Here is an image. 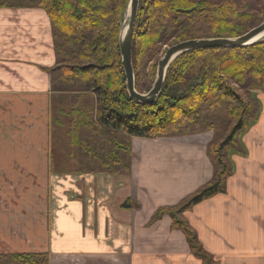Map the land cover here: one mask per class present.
I'll list each match as a JSON object with an SVG mask.
<instances>
[{
	"label": "crops",
	"instance_id": "crops-1",
	"mask_svg": "<svg viewBox=\"0 0 264 264\" xmlns=\"http://www.w3.org/2000/svg\"><path fill=\"white\" fill-rule=\"evenodd\" d=\"M54 61L44 10L0 9V253L201 264L167 215L146 223L210 179L205 145L135 138L130 174L49 171ZM241 142L226 192L183 214L216 264H264V111ZM127 198L139 207L120 208Z\"/></svg>",
	"mask_w": 264,
	"mask_h": 264
},
{
	"label": "trees",
	"instance_id": "trees-1",
	"mask_svg": "<svg viewBox=\"0 0 264 264\" xmlns=\"http://www.w3.org/2000/svg\"><path fill=\"white\" fill-rule=\"evenodd\" d=\"M127 1L0 0V9L40 8L48 17L55 59L48 70L50 91L60 94L61 107L66 100L70 105L64 134L69 172L127 175L133 139L214 131L205 150L210 179L177 204L156 208L146 225L167 215L169 229L182 233L191 256L201 264H216L183 214L225 193L233 173L230 156L245 153L240 136L261 111L254 91H264V41L186 52L168 67L157 99L137 103L127 94L118 48ZM263 19L264 0H139L131 49L135 89L150 88L156 62L170 40L172 45L235 37ZM119 207L137 209L139 204L127 198ZM0 264H50V259L47 253H0Z\"/></svg>",
	"mask_w": 264,
	"mask_h": 264
},
{
	"label": "water",
	"instance_id": "water-1",
	"mask_svg": "<svg viewBox=\"0 0 264 264\" xmlns=\"http://www.w3.org/2000/svg\"><path fill=\"white\" fill-rule=\"evenodd\" d=\"M139 0H128L118 33L120 63L125 76L128 96L137 103L150 104L160 94L165 75L170 64L180 55L209 48H244L264 41V20L247 32L235 37L192 38L168 46L156 63L155 76L150 88L138 92L134 88V75L131 63V48L134 23L137 16Z\"/></svg>",
	"mask_w": 264,
	"mask_h": 264
},
{
	"label": "rangeland",
	"instance_id": "rangeland-1",
	"mask_svg": "<svg viewBox=\"0 0 264 264\" xmlns=\"http://www.w3.org/2000/svg\"><path fill=\"white\" fill-rule=\"evenodd\" d=\"M264 20V19H263ZM262 20V21H263ZM261 21V22H262ZM173 43V40H170L166 45L163 47V51ZM255 97L258 99L261 105V111L259 113V116L256 120V122L251 126L253 127L259 120L261 114L264 111V91L261 90H255ZM236 93L240 96L246 98L245 91L241 89L236 88ZM64 96V95H63ZM56 97L57 105L55 106V103L53 105L54 108V117L53 122L51 123V134H50V147H49V171L54 173H61L64 170H67L70 168V165L66 160V150L64 149L65 145V131L67 129V122H66V112L67 109L70 107L68 105V100H66L64 103H62V107L60 105L61 98ZM63 109V111L60 112V109ZM56 116V117H55ZM56 118V120H55ZM82 119L85 120L84 116L82 115ZM250 127V128H251ZM214 131L212 129H205L200 133L192 134L196 135L197 138H199V142L201 144H198L197 146L202 148V145H205V150L207 144L211 141L213 138ZM246 134V132L240 136L239 142L242 144V138ZM179 136H188V135H179ZM178 136H164V137H157L155 139H164L166 142L169 138H175ZM162 140V141H164ZM173 140V139H170ZM154 147V146H153ZM245 149V148H244ZM243 153L242 155H244ZM132 161V159H131ZM135 182V181H134ZM86 258H79L78 256L70 257V256H63V257H55L52 261V264H130L126 260H117L115 258H107V259H101L99 258L100 262H96L95 259L93 260H85ZM84 260V261H83ZM132 264V263H131Z\"/></svg>",
	"mask_w": 264,
	"mask_h": 264
},
{
	"label": "bare ground",
	"instance_id": "bare-ground-1",
	"mask_svg": "<svg viewBox=\"0 0 264 264\" xmlns=\"http://www.w3.org/2000/svg\"><path fill=\"white\" fill-rule=\"evenodd\" d=\"M131 52H132V50H131Z\"/></svg>",
	"mask_w": 264,
	"mask_h": 264
}]
</instances>
